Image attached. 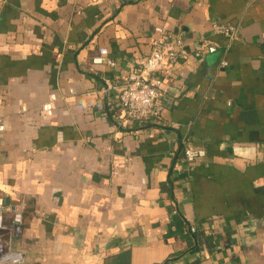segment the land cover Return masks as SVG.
<instances>
[{
    "label": "crops",
    "instance_id": "0c3cea01",
    "mask_svg": "<svg viewBox=\"0 0 264 264\" xmlns=\"http://www.w3.org/2000/svg\"><path fill=\"white\" fill-rule=\"evenodd\" d=\"M160 24L217 50L175 68L159 119L132 121L116 95ZM100 48L114 67L92 64ZM0 118L25 264H264V0H0ZM186 148L206 153L190 173Z\"/></svg>",
    "mask_w": 264,
    "mask_h": 264
},
{
    "label": "built area",
    "instance_id": "2783aa9c",
    "mask_svg": "<svg viewBox=\"0 0 264 264\" xmlns=\"http://www.w3.org/2000/svg\"><path fill=\"white\" fill-rule=\"evenodd\" d=\"M211 35L224 37L227 40V48L239 40L238 29L230 24L213 22ZM216 50L213 42L201 39L197 47L190 51L179 33L171 31L165 24L155 26L150 37L148 55L129 71L116 95L126 118L137 122L159 119L164 109L165 80L171 78L175 68L189 57L199 59L204 54L215 53ZM91 62L93 65L115 66V62L108 57L106 48H100ZM220 66H227V62L221 60ZM55 101L56 94L50 93L40 107V119L48 120L53 116ZM21 111H25V107H21ZM3 130L4 123L0 118V133ZM187 143V139L182 140V144ZM205 154L204 149L186 148L181 165H176L175 169L190 173L196 160L204 158ZM115 167L113 164L112 176L118 175ZM26 209L24 199L17 203H7L4 197L0 196V264H25V253L16 247V243L23 234ZM187 230L194 234L196 227L189 226ZM229 248H233V245L230 244Z\"/></svg>",
    "mask_w": 264,
    "mask_h": 264
},
{
    "label": "trees",
    "instance_id": "16d2710c",
    "mask_svg": "<svg viewBox=\"0 0 264 264\" xmlns=\"http://www.w3.org/2000/svg\"><path fill=\"white\" fill-rule=\"evenodd\" d=\"M190 264H200V260H199V259H195V260L192 261Z\"/></svg>",
    "mask_w": 264,
    "mask_h": 264
}]
</instances>
